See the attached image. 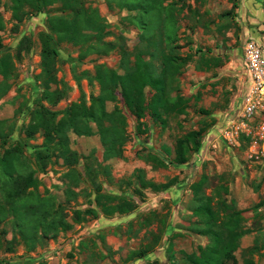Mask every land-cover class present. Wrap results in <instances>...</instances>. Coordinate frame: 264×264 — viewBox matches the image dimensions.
Instances as JSON below:
<instances>
[{
    "label": "rangeland",
    "instance_id": "rangeland-1",
    "mask_svg": "<svg viewBox=\"0 0 264 264\" xmlns=\"http://www.w3.org/2000/svg\"><path fill=\"white\" fill-rule=\"evenodd\" d=\"M109 2L111 9L107 8ZM161 3L164 9L141 21L149 26L151 42L160 40L162 52L165 31L175 34L172 46H176L181 67L167 87L170 98L185 100V113L163 116V125L145 115L137 127L116 89L114 100L107 101L105 109L116 110L124 124H119L118 142L115 134L108 136L113 151L106 160L94 124L90 137L68 134L70 148L78 156L75 171L81 178L74 188L76 197L69 198L64 193L68 168L53 160L55 164L38 172L33 153L43 148L44 137L39 131L27 138L24 130L30 110L41 101L39 34L50 33L48 19L70 12L63 14L55 3L39 14L25 9L18 21L11 0H0L2 50L10 53L14 65V76L5 80L9 87L0 98V132L5 136L0 139V153L21 142L30 162L28 171H34L39 182L37 193L50 198L54 209L61 207L65 221L71 224L54 237L37 239L31 248L15 232L12 220H7L0 224V264H184L186 254H199L210 242L203 234L205 225L195 214L199 204L193 187L200 182L198 196L208 198L218 215L215 230L223 231L220 223L232 212H240L245 234L228 264H264V0ZM81 6L92 20L102 23V37L96 40L93 32L82 27L84 37L78 35L77 42L55 44V77L68 91L55 106L41 101L53 112L79 102L81 95L88 106L90 95L99 93L97 82H88L97 66L122 75L140 52L156 67V74L160 70L157 51L147 46L148 38L142 39L144 32L134 21L136 11L127 12L118 0H81ZM52 36L55 42L57 36ZM22 38L27 40L18 59L15 53ZM145 95H150L148 88ZM189 131H201L198 145L189 143L184 164L169 163L177 140ZM149 155L165 165L158 166ZM86 165L95 172L94 186L85 178ZM150 182L167 186L156 192L142 185ZM98 186L99 193L115 197V203L125 202L123 211L105 216L96 209ZM89 208L95 210V217L73 221L74 210ZM136 251L145 255L137 258Z\"/></svg>",
    "mask_w": 264,
    "mask_h": 264
},
{
    "label": "trees",
    "instance_id": "trees-1",
    "mask_svg": "<svg viewBox=\"0 0 264 264\" xmlns=\"http://www.w3.org/2000/svg\"><path fill=\"white\" fill-rule=\"evenodd\" d=\"M121 3V8L127 12L136 11L137 15L134 21L141 26L144 32L142 39L148 38L150 46L157 51V58L160 61V70L156 74V67L150 62H146L142 53L137 52L134 56V62L130 68H127L124 74H117L112 69L104 66H97L95 74L88 79L89 84L93 81L99 85V93L94 96L90 95V103L86 104L84 96L81 95L79 102H75L67 106L64 110L53 112L41 104L45 101L49 106H55L67 95L68 87L62 82L56 80V72L54 68L57 52L55 44L57 42H77V36L84 37L80 29L83 27L90 30L96 35V40L102 37V23L99 20H92L90 12L82 8L81 0H11V10L13 17L20 20L26 14L25 9L34 11L36 14L52 6L60 4V11L67 15L57 16L48 19L49 34L40 33L39 39L41 43L40 51V68L41 72L37 76V80L42 85L41 101L30 110V120L25 127L27 138H32L37 132H42L44 141L43 148H39L33 153V160L38 172H45L49 165L60 161L61 165L68 168L64 174L65 178V194L69 198L76 197L77 188L81 178L79 173L75 171V165L78 163L77 154L71 150L68 134L72 133L79 137H90L94 134L91 124L95 125L96 133L99 136L100 143L104 148V157L113 151L108 142V136L115 134L117 142L121 138L122 128L119 124H124V118L119 116L116 110L107 112L105 104L107 101H113L115 98V90L119 89L126 108L137 122V127L142 125V119L145 115L149 116L154 122L164 124L163 116L181 115L185 113L186 102L181 96L170 98L167 87V81L174 79L179 73L181 64L179 57L176 55L175 34L165 31L163 37L166 39L164 46L165 51H161L160 40L152 43L149 39V26L142 20L143 17H152L160 10L164 9L161 0H131ZM236 7V4H234ZM109 9L112 8L108 3ZM2 25L0 22V31ZM165 28L162 27L163 33ZM53 34L57 36L54 42ZM80 38V37H79ZM26 38H22L18 43L15 57L19 59L20 53L25 47ZM159 42V43H158ZM164 42V40H163ZM0 38V98L7 92L8 85L5 80L14 76V65L9 52L2 50ZM150 56L155 54L149 53ZM58 84L60 86H58ZM148 88L150 95L146 98L145 89ZM61 117L56 120L57 116ZM114 135V136H115ZM201 131H189L184 137L179 138L176 142L175 156L173 161L178 165L184 164L187 160V149L189 143L198 145V138ZM5 136L0 132V139ZM4 140V139H3ZM23 144L17 142L13 146L3 148L0 153V224L7 220H12V227L19 234L22 241L32 248L34 242L39 238L55 236L59 230L65 231L71 228V224L65 221V214L61 207L54 209L50 198H44L37 193L38 181L33 177L34 171H28L30 162L22 152ZM55 160V161H53ZM149 160L156 162L158 166L165 163L157 158V156L149 155ZM31 161V160H30ZM84 175L92 186H94L95 172L88 165L84 166ZM141 178V176H140ZM203 182V181H202ZM148 184V185H147ZM142 183L156 192L159 189H165L167 185H156V183ZM201 182L193 187L194 196L198 202L197 214L202 223L205 225L203 234L210 239L209 244L200 248L199 254H186V262L184 264H228L232 262L234 253L239 247V240L245 234L241 230L240 212H232L220 227L223 231L215 230L218 226V215L212 209L208 198L198 196ZM73 188V189H72ZM100 187L95 190L94 203L96 209L105 215L111 216L116 212L123 211L122 206L125 202L115 203L116 198L110 195L101 194ZM126 205V203H125ZM131 205H129V209ZM87 216H96L94 209H86L84 211L74 210L73 221H84ZM140 258L145 255L144 251H136L133 254ZM170 261V258H169ZM169 264H175L169 262Z\"/></svg>",
    "mask_w": 264,
    "mask_h": 264
},
{
    "label": "built area",
    "instance_id": "built-area-1",
    "mask_svg": "<svg viewBox=\"0 0 264 264\" xmlns=\"http://www.w3.org/2000/svg\"><path fill=\"white\" fill-rule=\"evenodd\" d=\"M255 62L258 63V58L255 60ZM257 69H258V67H257ZM260 73H262V70H260V71L258 72V74H260Z\"/></svg>",
    "mask_w": 264,
    "mask_h": 264
}]
</instances>
